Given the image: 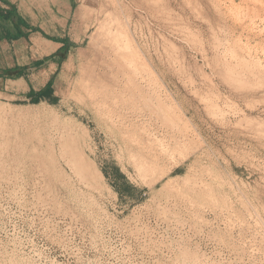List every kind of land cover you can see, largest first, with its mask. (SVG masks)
I'll return each mask as SVG.
<instances>
[{"label":"rangeland","instance_id":"obj_1","mask_svg":"<svg viewBox=\"0 0 264 264\" xmlns=\"http://www.w3.org/2000/svg\"><path fill=\"white\" fill-rule=\"evenodd\" d=\"M73 1L58 101L0 99V264H264V0Z\"/></svg>","mask_w":264,"mask_h":264},{"label":"crops","instance_id":"obj_2","mask_svg":"<svg viewBox=\"0 0 264 264\" xmlns=\"http://www.w3.org/2000/svg\"><path fill=\"white\" fill-rule=\"evenodd\" d=\"M73 0H0V12H14L21 19V31L27 35L16 40H0V99L38 97L39 103L58 101L56 78L73 63L78 49L73 36ZM0 27H4L0 23ZM18 48H25L30 59L18 60ZM63 52V53H62ZM11 54V62L5 60ZM18 69H22L18 71ZM7 69L10 76L7 78ZM50 74L43 78V74ZM51 83L50 89L47 84ZM42 93V96L40 94ZM38 103V104H39Z\"/></svg>","mask_w":264,"mask_h":264},{"label":"trees","instance_id":"obj_3","mask_svg":"<svg viewBox=\"0 0 264 264\" xmlns=\"http://www.w3.org/2000/svg\"><path fill=\"white\" fill-rule=\"evenodd\" d=\"M0 23L4 25V27H0V40H6V41H11V40H16L22 37H27L22 31H21V19L18 15L14 14L12 11H8L6 13L0 12ZM63 53V52H62ZM18 71H21L22 69H18ZM10 72L9 69H7V72L5 75H7V78H18L21 76V72H19L16 76H10L8 73ZM51 83L49 82L47 84V88L50 89ZM42 96V93L40 94ZM40 99L38 97H27V102L29 104H38ZM22 103V102H19ZM51 104H55L56 101L55 99H51L50 101Z\"/></svg>","mask_w":264,"mask_h":264},{"label":"bare ground","instance_id":"obj_4","mask_svg":"<svg viewBox=\"0 0 264 264\" xmlns=\"http://www.w3.org/2000/svg\"><path fill=\"white\" fill-rule=\"evenodd\" d=\"M123 98V97H122ZM111 100V99H110ZM106 101V100H105Z\"/></svg>","mask_w":264,"mask_h":264}]
</instances>
